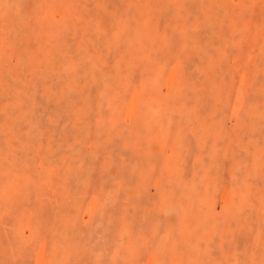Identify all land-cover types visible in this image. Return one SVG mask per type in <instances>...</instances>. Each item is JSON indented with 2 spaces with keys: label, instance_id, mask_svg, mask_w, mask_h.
<instances>
[{
  "label": "rangeland",
  "instance_id": "rangeland-1",
  "mask_svg": "<svg viewBox=\"0 0 264 264\" xmlns=\"http://www.w3.org/2000/svg\"><path fill=\"white\" fill-rule=\"evenodd\" d=\"M0 264H264V0H0Z\"/></svg>",
  "mask_w": 264,
  "mask_h": 264
}]
</instances>
